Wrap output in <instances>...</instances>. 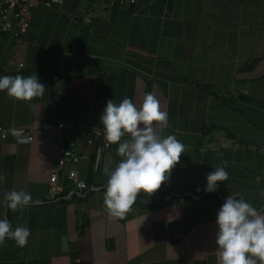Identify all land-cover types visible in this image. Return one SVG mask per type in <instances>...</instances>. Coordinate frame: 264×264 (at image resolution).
Returning a JSON list of instances; mask_svg holds the SVG:
<instances>
[{"label":"crops","instance_id":"crops-1","mask_svg":"<svg viewBox=\"0 0 264 264\" xmlns=\"http://www.w3.org/2000/svg\"><path fill=\"white\" fill-rule=\"evenodd\" d=\"M4 75H37L45 90L31 101L0 91V124L31 133L26 143L0 138V219L31 233L25 247L6 240L0 264H220L216 213L225 198L264 212V0H37L17 39L0 30ZM148 93L168 114L162 135L185 145L156 194L138 196L123 219L109 215L103 169L122 160L112 144L97 170L81 163L80 175L100 188L46 199L54 122L103 128L109 99L139 108ZM216 167L228 179L206 192ZM11 190L32 203L7 209Z\"/></svg>","mask_w":264,"mask_h":264},{"label":"clouds","instance_id":"clouds-1","mask_svg":"<svg viewBox=\"0 0 264 264\" xmlns=\"http://www.w3.org/2000/svg\"><path fill=\"white\" fill-rule=\"evenodd\" d=\"M21 101H31L43 95L45 86L38 76L4 75L0 91ZM104 136L109 144H118L122 160L114 170L103 169L108 177L104 204L110 216L123 219L141 192L151 196L167 179L172 168L185 153V145L174 136H163L168 114L160 102L148 93L138 108L129 98L119 104L109 99L100 116ZM127 139H122L125 136ZM21 143L28 142L21 135ZM7 179L0 174V182ZM228 179L224 167H216L207 177L206 192L215 191L217 182ZM264 196V191L260 192ZM33 201L30 193L11 190L6 194L4 207L13 212L23 210ZM215 243L220 250V264H264V212L258 211L243 198L228 195L216 213ZM30 230L26 226L12 228L6 218L0 219V246L13 240L18 247L28 243Z\"/></svg>","mask_w":264,"mask_h":264},{"label":"built area","instance_id":"built-area-1","mask_svg":"<svg viewBox=\"0 0 264 264\" xmlns=\"http://www.w3.org/2000/svg\"><path fill=\"white\" fill-rule=\"evenodd\" d=\"M44 5L61 3L63 0H40ZM95 2L111 6L131 5L136 0H93ZM37 0H0V30L11 39H17L25 30L30 18V11ZM88 55L86 56V58ZM23 63L17 62L18 66ZM7 135L20 142L21 135L29 141L30 129L26 126L1 125L0 138ZM109 144L104 136V129L90 124L66 122L56 120L53 124L52 160L54 169L48 174V190L45 198L57 199L60 195L71 196L73 193L83 195L86 190L98 189L99 185L87 182L80 175L81 163L90 162L92 170H97L101 162V153L108 149ZM64 185H67L64 187ZM153 194H156L154 192ZM141 195V196H140ZM144 198L146 193L141 192ZM167 197L168 193H164ZM75 264L78 260L75 259Z\"/></svg>","mask_w":264,"mask_h":264},{"label":"water","instance_id":"water-1","mask_svg":"<svg viewBox=\"0 0 264 264\" xmlns=\"http://www.w3.org/2000/svg\"><path fill=\"white\" fill-rule=\"evenodd\" d=\"M180 239V237L178 235H171L169 237L170 241H178ZM65 243H66V239L64 236L61 237V248H65Z\"/></svg>","mask_w":264,"mask_h":264}]
</instances>
